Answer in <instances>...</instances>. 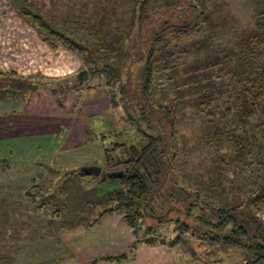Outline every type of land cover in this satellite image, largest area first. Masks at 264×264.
I'll use <instances>...</instances> for the list:
<instances>
[{
  "label": "rangeland",
  "instance_id": "obj_1",
  "mask_svg": "<svg viewBox=\"0 0 264 264\" xmlns=\"http://www.w3.org/2000/svg\"><path fill=\"white\" fill-rule=\"evenodd\" d=\"M5 1L11 8L3 4L4 9L16 14L23 24L30 26L20 13L25 8L82 46L84 51L79 54L58 47L79 61V71L89 67L105 71L89 73L80 83L55 84L64 94L51 93L56 104L70 103V97H76V108L83 114L80 128L77 121L65 141V146L79 144L78 148L69 157L65 155V160L82 162L73 170L95 166L101 169L100 174L67 177L60 170L56 172L64 165L52 161L47 163L52 169L43 182L36 177L41 169L30 171L25 166L29 157L50 153L52 145L60 143L62 132L56 138L50 133L44 147L39 143L43 149L30 148L29 130L23 128L29 129L28 121L23 122L26 117L9 112L19 108L17 101L2 102L12 96L27 99L25 92L11 91L19 92L14 84L29 76L0 70L4 75L0 85L10 90L0 92V157L9 163V169L0 172V264H117L102 258L115 257L114 250L124 247L120 255L126 254L130 260L138 246L162 255L150 264H244L249 258L246 252L209 241L208 226L203 228L206 236L194 235L195 224L184 213L189 205L186 195L193 191L202 192L215 206L229 207L242 199L246 185L251 183L242 172L225 165L228 157L215 140V128L206 123L207 116L198 108L208 102L203 99V85L212 78L210 74L243 70L244 64L237 62L235 55L248 39L264 31V0ZM187 24L196 27L187 31L189 38H178L172 27ZM39 35L46 39L45 34ZM152 48L159 50L153 64L161 71L154 76L150 95L152 101L172 107L178 122L172 138L167 117L143 93ZM8 55L1 52L0 57L7 60ZM0 65L4 63L0 61ZM111 69L117 73L107 72ZM85 94L90 99L88 109L84 107ZM242 114L237 111L235 116ZM248 131L251 133L250 128ZM153 136L161 138L153 148L154 165L147 170L159 181L153 185L154 195L143 215L134 216L132 229L120 220L128 235L119 230L117 222L103 220L110 214L98 217L112 206L110 193L123 187L121 178H107V174L134 166L106 162L102 145L116 148L111 151L116 163L129 157V147L139 148ZM17 159V164L26 165L11 170ZM261 174L264 177V167ZM193 211L198 213V209ZM257 216L264 221V212ZM181 222L188 227L183 229ZM129 237L134 239L130 245Z\"/></svg>",
  "mask_w": 264,
  "mask_h": 264
},
{
  "label": "trees",
  "instance_id": "obj_2",
  "mask_svg": "<svg viewBox=\"0 0 264 264\" xmlns=\"http://www.w3.org/2000/svg\"><path fill=\"white\" fill-rule=\"evenodd\" d=\"M21 16L30 22L39 33L45 34L46 39H42L51 50H56L58 47L77 53L84 51L82 46L78 45L69 37L58 30L51 27L46 20L30 12L28 9H22ZM184 25L183 27H172L173 32H177L178 38H189L188 30L194 29ZM43 36V37H44ZM160 38H158L159 40ZM160 41V40H159ZM159 50L152 48L147 56L146 61V80L143 87V93L152 104L167 117V123L170 126V137H174L175 127L177 126V118L171 106L158 104L152 101L150 95L151 83L154 76L161 70L154 67V56ZM79 54V53H77ZM237 62L243 63V70L240 71H223L210 74L212 78L207 80L203 85V99H207V104H199L198 112L207 116L206 123L215 128V140L219 141V147L225 150L228 160L225 165L230 166L233 170H238L247 177L249 184L246 185V190L240 201H234L232 206L223 207L215 206L209 198L203 195L199 190L193 191L191 195H186L189 199L186 212L184 213L190 218L195 225L194 235L198 233L201 236H206L203 232L205 226L209 227L208 240L217 244H222L227 248H237L249 255V258L244 264H264V221L258 218L257 214L264 212V177L261 174V167H264V31L256 37L248 39L244 48L236 55ZM229 62V60H224ZM216 65L211 66V68ZM228 67V65H227ZM208 68V69H211ZM87 73L103 72L104 69H85ZM92 71V72H91ZM111 74L117 73L116 69H111ZM3 73H0V76ZM216 74V75H215ZM10 76L15 74L11 73ZM170 79V76L166 77ZM23 81L14 84V87H19V92H25L27 99H19L17 97H7L0 101H19L26 105L29 100V92H34L38 86H46L51 91L55 90L60 95L62 88L56 89L55 84L60 82L72 81V78H64L49 83H35L31 80L21 78ZM80 83V81H78ZM65 90V89H64ZM63 90V91H64ZM5 84L0 85V92H9ZM67 91H65L66 93ZM124 92V89H122ZM222 104V105H221ZM76 105L73 107V111ZM237 111L244 113L237 118ZM244 121H247L244 124ZM251 129V133L248 131ZM160 136H153L150 140L139 148L129 147V157L125 160H118L116 163L111 157V151L116 148H104L105 161H112L114 165L133 164V169L124 170L121 178L122 188L116 190L108 196V201H111V207L103 210L98 217L108 214H118L125 221L127 226L132 229L134 226V216H141L149 201L153 198L155 183L158 179H152L151 173L147 170L154 165V146L160 141ZM120 147L122 145H114ZM162 153V151H161ZM150 158V159H149ZM147 159V162L145 160ZM151 160L152 162L148 163ZM9 163L6 159L0 157V172L7 171ZM154 176L158 173L153 172ZM67 177L81 176L90 177L92 174L83 173L80 168L65 172ZM237 179V178H236ZM159 185V184H158ZM156 185V186H158ZM155 186V185H154ZM161 186V184H160ZM160 189V188H159ZM188 194V193H186ZM32 197L33 195H30ZM198 209V213L192 212L193 209ZM209 215V217H207ZM183 229H186L188 224L181 222ZM199 230V232H198ZM137 241H135L136 243ZM102 260L123 262L128 260L126 254H121L112 258L104 257ZM94 264V263H92Z\"/></svg>",
  "mask_w": 264,
  "mask_h": 264
},
{
  "label": "crops",
  "instance_id": "obj_3",
  "mask_svg": "<svg viewBox=\"0 0 264 264\" xmlns=\"http://www.w3.org/2000/svg\"><path fill=\"white\" fill-rule=\"evenodd\" d=\"M4 1L5 0H0V32L5 31L1 34L2 38L0 37V54L1 52H6L9 53V55L7 60H3L0 57L1 63H4V65H0V70H11L17 72L18 75L29 76V80H31V82L35 81L33 80L34 77H40L42 78L41 81H35V83L40 84L69 77H72V82H75V77L84 71L83 69L79 71V61L63 49L57 48L55 52H53V50H51L49 46L42 41L39 31H37L34 26L23 24L16 14L6 10V8L4 9L3 4H5L8 8H11L9 3ZM11 34H13L12 39L9 38ZM1 42H3V45H1ZM7 62L10 66L7 65ZM49 90L50 89L48 87L41 85L39 89H35L34 92L29 94V106L28 102L26 105H23L22 102L17 101V107L19 108L9 111L10 114L14 116L26 117V119H23V122L28 121L27 124H29V129L27 127L23 128H25L26 131L29 130V147L34 148L35 150L42 148L38 147L39 143H41L40 146L44 147L46 144L45 140L50 133L56 138L58 137L57 133L59 131L62 132L60 143L56 142V144L52 145L50 153L42 154L45 153L43 151L39 155L31 156V158L29 157V165H26V163L17 164V159L14 166L10 168L11 170L14 169L18 171L19 168L26 165L25 167H29L30 171L33 168L36 171L37 169H41V171H37L38 174L36 177H40L43 182L47 176L48 170L52 169L47 163L55 161L59 162L62 166L64 165L63 169L59 168L56 170V172H58V170L62 171L63 174H65L66 171L73 170L78 164L82 163L72 159L65 160L64 158L65 155L69 157L70 153L77 149L79 145L77 144L71 147L65 146V141L71 131L76 127L77 121V126H79L77 128H80L79 118L80 116L82 117L83 114L79 112L77 108L73 111L77 98L72 96L70 97V103L62 101V103L59 102V104H56V101ZM84 100V107L88 109V106H90V99L87 94H85ZM2 114L6 113L2 112ZM0 116H2L1 113ZM81 144L82 143H80V145ZM102 148L104 150L105 147L102 145ZM11 150L9 152H12ZM65 151L67 152L66 154L63 153ZM31 152L33 151H30V154ZM35 170L34 172H36ZM40 172H42V174ZM31 179H34V177ZM103 220L109 223L117 222L119 230L122 231V233L127 232L129 235V231L127 229L128 226L126 225V227L123 222L121 223V218L118 217V215L110 214ZM133 242L134 239L129 237L127 242L129 243L128 245ZM123 248H120L117 251L114 250L115 254L112 256H118L120 253H124ZM137 249L138 251H136L134 257H131L130 260L128 259L123 263L117 264H150L156 260L155 257L161 255L155 254L156 251L150 252V249H147L146 246H138ZM146 251L148 254H146ZM160 251L162 250L160 249ZM103 264L116 263L103 262Z\"/></svg>",
  "mask_w": 264,
  "mask_h": 264
},
{
  "label": "water",
  "instance_id": "obj_4",
  "mask_svg": "<svg viewBox=\"0 0 264 264\" xmlns=\"http://www.w3.org/2000/svg\"><path fill=\"white\" fill-rule=\"evenodd\" d=\"M88 77V73L87 71H82L81 73H79L76 77H75V81H82V80H86ZM80 171L83 173H88V174H92V175H99L101 172V169L95 166H85L80 168ZM123 177V172L122 171H118V172H113V173H108L107 174V178H122Z\"/></svg>",
  "mask_w": 264,
  "mask_h": 264
}]
</instances>
